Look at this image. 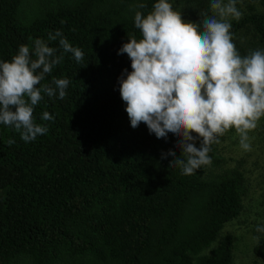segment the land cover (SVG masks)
I'll use <instances>...</instances> for the list:
<instances>
[{"label": "trees", "instance_id": "trees-1", "mask_svg": "<svg viewBox=\"0 0 264 264\" xmlns=\"http://www.w3.org/2000/svg\"><path fill=\"white\" fill-rule=\"evenodd\" d=\"M182 1L194 20L200 4ZM240 1L245 13L230 21L233 35L247 28L264 37L257 0ZM28 2L0 0V61L43 39L63 60L41 85L70 83L63 99L42 94L34 107L46 134L26 143L0 124V264H229L231 236L203 251L238 216L243 174L203 166L189 176L169 167L172 157L162 153L180 157L178 138L157 139L143 123L133 129L120 96L119 78L132 69L127 54L117 53L128 36L140 38L135 12L146 15L157 0ZM57 30L83 51L81 62L63 52L59 37L48 39ZM44 112L54 119L41 120ZM218 144L209 153L216 168ZM252 254L264 261V235Z\"/></svg>", "mask_w": 264, "mask_h": 264}, {"label": "clouds", "instance_id": "clouds-1", "mask_svg": "<svg viewBox=\"0 0 264 264\" xmlns=\"http://www.w3.org/2000/svg\"><path fill=\"white\" fill-rule=\"evenodd\" d=\"M238 2L210 0L211 14L201 12L196 23L185 22L169 0H157L146 15L135 12L140 38L128 36L117 53L131 61L132 71L125 69L118 81L131 127L143 123L157 139L167 140L169 133L177 137L181 156L169 151L162 159L172 157L169 167H178L183 175L211 165V145L230 129L238 135L240 148L251 151L249 133L264 118V50L243 56L237 50L230 21L242 17ZM57 37L64 53H72L78 63L84 59L83 51L61 31L48 39ZM56 52L38 38L34 49L20 45L10 61H0V124L14 128L26 143L48 131L34 120L42 94L66 96L68 79H53L55 87L41 85L63 60ZM53 119L48 112L41 117ZM257 231L264 232V227Z\"/></svg>", "mask_w": 264, "mask_h": 264}, {"label": "rangeland", "instance_id": "rangeland-1", "mask_svg": "<svg viewBox=\"0 0 264 264\" xmlns=\"http://www.w3.org/2000/svg\"><path fill=\"white\" fill-rule=\"evenodd\" d=\"M31 0H24L26 7L32 5ZM40 2L52 0H39ZM200 4V11L195 19L192 20L186 13V5L182 0H169L174 10L180 11L182 19L185 22L200 21L201 12H209L210 0H196ZM263 0H257L253 3L255 12L264 14ZM111 2V0H108ZM237 8L245 13V4L240 0ZM209 14H211L209 12ZM232 21V20H231ZM233 41L236 45L246 47V54L250 50H264V37L254 35L251 29L241 28L235 35ZM251 137V151H244L239 146V137L234 129H230L223 135V139L217 145V156L221 158L220 167H211L207 169L212 173L222 169L235 168L243 174L245 191L241 198V210L235 219L227 222L219 231L216 240L203 251L208 253L215 247L219 240L229 235L232 238V253L229 264H264L263 260L257 259L252 254V247L258 238L264 235V232L257 231L258 227H264V118L259 121L258 127L249 133ZM198 148V146H196ZM222 168V169H221ZM79 263V260H77Z\"/></svg>", "mask_w": 264, "mask_h": 264}]
</instances>
